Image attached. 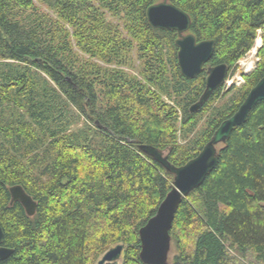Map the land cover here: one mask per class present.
Here are the masks:
<instances>
[{
    "label": "trees",
    "instance_id": "trees-1",
    "mask_svg": "<svg viewBox=\"0 0 264 264\" xmlns=\"http://www.w3.org/2000/svg\"><path fill=\"white\" fill-rule=\"evenodd\" d=\"M160 1L0 0V225L15 250L0 264H99L119 244L109 264H144L140 230L174 176L139 146L186 165L264 77V0H170L199 42H216L194 80L180 72L178 33L149 23ZM259 36L243 84L192 113L207 68L226 64L228 80ZM15 185L38 203L34 217L11 204ZM171 237L170 264H264V101L184 199Z\"/></svg>",
    "mask_w": 264,
    "mask_h": 264
},
{
    "label": "water",
    "instance_id": "water-1",
    "mask_svg": "<svg viewBox=\"0 0 264 264\" xmlns=\"http://www.w3.org/2000/svg\"><path fill=\"white\" fill-rule=\"evenodd\" d=\"M150 25L154 29L173 30L178 33V64L182 76L187 80L199 77L213 58L216 42L214 40L198 41L191 33L192 19L188 13L177 7L170 0H161L147 10ZM206 89L198 102L190 108L198 113L211 100L214 93L226 83L228 66L220 64L207 68ZM264 101V77L250 91L239 110L225 120L217 129L212 139L201 153L186 165L176 167L168 155L151 145H140L139 150L160 163L174 176L173 189L161 203L156 215L140 230L141 253L144 264H170L173 249L171 230L178 208L185 198L199 188L208 175L219 163L221 146L225 145L235 128L247 122L249 114ZM11 204L20 203L30 217L38 210V203L21 185L10 188ZM5 232L0 225V260L11 257L15 250L3 246ZM125 245L119 244L108 250L99 264L117 263L122 260Z\"/></svg>",
    "mask_w": 264,
    "mask_h": 264
},
{
    "label": "rangeland",
    "instance_id": "rangeland-1",
    "mask_svg": "<svg viewBox=\"0 0 264 264\" xmlns=\"http://www.w3.org/2000/svg\"><path fill=\"white\" fill-rule=\"evenodd\" d=\"M258 41V40H257ZM257 43L254 47V49L240 62V68L235 73L230 75V78L225 83V90L230 89L233 85L241 86L244 82V78L242 77V74H248L251 72L252 68L256 67L258 58H257ZM230 96V95H229ZM225 101V99L222 100V103ZM204 121L201 122L199 128H202L204 126ZM174 255V249H172V252L170 254V259H172V256ZM118 263H121L118 262Z\"/></svg>",
    "mask_w": 264,
    "mask_h": 264
},
{
    "label": "bare ground",
    "instance_id": "bare-ground-1",
    "mask_svg": "<svg viewBox=\"0 0 264 264\" xmlns=\"http://www.w3.org/2000/svg\"><path fill=\"white\" fill-rule=\"evenodd\" d=\"M261 45H262V40L261 39H258V41H257V47L259 48V47H261Z\"/></svg>",
    "mask_w": 264,
    "mask_h": 264
}]
</instances>
